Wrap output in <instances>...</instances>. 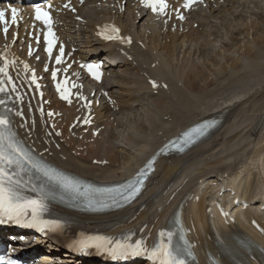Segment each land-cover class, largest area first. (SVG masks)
<instances>
[{"label": "bare ground", "instance_id": "6f19581e", "mask_svg": "<svg viewBox=\"0 0 264 264\" xmlns=\"http://www.w3.org/2000/svg\"><path fill=\"white\" fill-rule=\"evenodd\" d=\"M133 8L129 3L124 15L113 17L145 47L142 50L133 45V62H127L114 47L94 37L95 24L106 12L81 9L79 15L86 24L77 30L71 17L66 22L70 32L74 29L77 33L68 36L80 48L74 57L84 59L106 53L104 58L116 61L114 68L108 67L110 76L102 88L116 100L119 111L113 113L107 106L93 108L96 128L101 129L98 138L91 141L88 136L80 142L66 140L64 135L60 152L52 150L50 159L85 179L116 182L135 173L165 140L202 120L218 119L219 128L206 141L180 157L159 159L135 204L109 218L137 215L133 225L148 222V228L156 226L168 210V195L164 196L168 188L170 195L182 187L174 203L186 190L190 194L197 189L201 190L200 201L189 204L186 212L193 216L202 252L240 254L238 240L245 234L264 248V235L250 227L254 219L264 230V214L255 204L262 205L264 200V0H224L222 5L194 12L184 34L149 24L135 25ZM195 23L197 30L193 29ZM219 31L228 41L220 38L217 50L219 42L212 37L219 38ZM152 64H156L154 68ZM145 74L164 82L167 90L158 89L155 95ZM62 110L68 125L74 115L70 109ZM93 160L107 165H93ZM226 185L236 194L232 199L224 195L228 206L239 198L249 207L244 211L231 208L236 224L226 226L225 220L216 219L210 228L203 202ZM139 205H145V209L137 214ZM59 252L49 247L44 256Z\"/></svg>", "mask_w": 264, "mask_h": 264}, {"label": "snow or ice", "instance_id": "6c2138e0", "mask_svg": "<svg viewBox=\"0 0 264 264\" xmlns=\"http://www.w3.org/2000/svg\"><path fill=\"white\" fill-rule=\"evenodd\" d=\"M196 0H187V3L184 5L185 8H189L191 4L195 3ZM142 3L145 7H149L153 12L157 11L161 14L164 13L167 5L164 0H142ZM51 7V5H49ZM12 11V22H16L17 11L15 8L11 9ZM35 19L42 20L45 25L48 26L49 31L45 36V40L48 44L47 52L49 56L52 55V49L54 46V33L51 31V16L48 12L42 11L40 6L35 8ZM183 19V17H181ZM0 23H7L5 20V12L0 11ZM4 32H8V28H4ZM113 33H118L119 30L112 28ZM108 39L116 37H107ZM128 43H131L129 40ZM64 55L63 47L60 48V56L56 58V63L60 64L61 57ZM88 71L92 74L93 78L99 80L101 73L98 71V66L87 65ZM7 64L4 68H0V73H3L7 76ZM53 79L56 78V73H52ZM9 82H11L9 78ZM35 83V79H33ZM3 84V81H0V85ZM156 85L153 84V87ZM5 88L0 86V93H3ZM13 91L15 87L13 86ZM57 91H61V86L57 85ZM62 99H68V96L61 92ZM2 103V101H0ZM51 115V114H50ZM85 123H88L86 120ZM197 132L201 131L200 129L196 130ZM24 163L30 164L32 169H35L37 172H40L43 176L47 177L49 180L55 181L61 187L79 192V188L73 184L71 181L55 173L54 170L44 168L38 162L31 160V157L27 155L19 146L16 144L14 135L10 132L9 120L6 116L0 115V217L6 218L8 221L21 224L22 226L27 227H52L58 228L59 225L55 222L43 221L41 215L46 208L43 198L40 199H31L26 197L23 194V185L20 179L17 178L16 169L23 170ZM11 170V171H10ZM30 216L31 219H25ZM4 222L3 219H0V223ZM161 236H164V233H161ZM170 239V237H169ZM109 247H105V246ZM79 247L81 250H86L90 247H95L97 249L104 248L106 254L113 260H119L122 258H128L133 256H140L146 250L143 248V242L137 241L134 245L127 244L122 242H116L113 244L111 240H108L104 237H94L89 240H82L79 242ZM150 257L153 259L156 264H185V261L180 258V254L175 252L170 244L161 243L159 246L154 248L150 253Z\"/></svg>", "mask_w": 264, "mask_h": 264}, {"label": "rangeland", "instance_id": "374dc122", "mask_svg": "<svg viewBox=\"0 0 264 264\" xmlns=\"http://www.w3.org/2000/svg\"><path fill=\"white\" fill-rule=\"evenodd\" d=\"M219 34H220V35L218 36L219 38H213V37H212V39H214V40L216 39L215 42H219V43H216V44H217V48H216L217 50L219 49V46H220V43H221L222 40L225 39V42L228 41V40H226V37H224V32H223V34H222V33L219 31ZM221 35H223V36H221ZM225 35H227V34H225ZM220 38H221V39H220ZM222 38H224V39H222ZM240 38H241V37H240ZM219 39H220L221 41H220ZM227 39H228V38H227ZM214 40H213V41H214ZM217 50H216V52H217ZM138 114H139V113H138Z\"/></svg>", "mask_w": 264, "mask_h": 264}]
</instances>
